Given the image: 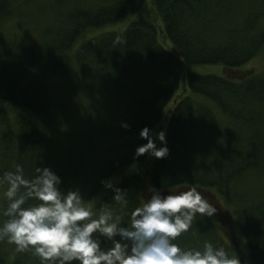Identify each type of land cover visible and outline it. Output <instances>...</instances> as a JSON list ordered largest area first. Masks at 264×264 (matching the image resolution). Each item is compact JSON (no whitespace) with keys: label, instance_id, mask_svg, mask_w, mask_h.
<instances>
[{"label":"trees","instance_id":"16d2710c","mask_svg":"<svg viewBox=\"0 0 264 264\" xmlns=\"http://www.w3.org/2000/svg\"><path fill=\"white\" fill-rule=\"evenodd\" d=\"M150 3L151 12L124 31L70 53L84 31L122 20L143 0H0V175L17 164L26 176L48 167L62 191L93 199L102 181L146 159L147 152L135 156L147 143L140 130L152 133L172 101L160 128L169 153L154 158L151 188L167 195L197 187L230 241L232 219L250 263L264 264V72L241 69L261 51L264 64V0ZM8 22L21 40L4 31ZM116 36L123 43L114 45ZM199 64H222L224 74L188 70ZM140 181L132 174L113 184L128 193L129 213L141 203ZM105 189L94 210L119 207ZM217 233L211 217H197L176 242L202 247L220 242ZM15 254L10 264H40Z\"/></svg>","mask_w":264,"mask_h":264},{"label":"clouds","instance_id":"9594fccd","mask_svg":"<svg viewBox=\"0 0 264 264\" xmlns=\"http://www.w3.org/2000/svg\"><path fill=\"white\" fill-rule=\"evenodd\" d=\"M123 43L116 36L113 44ZM122 127H127L122 123ZM147 143L135 150L164 158L169 149L165 132L150 129L139 133ZM60 177L48 167H35L31 176L17 164L0 175L4 206L0 216V241L15 245L17 252H31L40 264H241L239 258L220 242L204 241L202 247L185 248L176 242L197 220L211 217L217 208L193 186L162 195L149 188L150 198L127 212L128 193L110 181L112 202L97 211L79 189L62 191ZM128 222H125V218ZM118 237V239H117Z\"/></svg>","mask_w":264,"mask_h":264},{"label":"rangeland","instance_id":"374dc122","mask_svg":"<svg viewBox=\"0 0 264 264\" xmlns=\"http://www.w3.org/2000/svg\"><path fill=\"white\" fill-rule=\"evenodd\" d=\"M151 12V3L150 0H143L142 6L137 9L136 11L128 14L125 18H123L120 21H116L113 23H108L104 26L101 27H96V28H89L86 31H84L81 35H79L76 40L73 43L72 48L70 49V53L74 50L75 47H77L80 43L83 41L90 39L92 37H96L102 33L105 32H122L124 31L128 25L142 17H146L149 13ZM261 23L264 24V17L261 19ZM14 22H8L6 26H4V31H6L9 34L18 39L21 40L23 38V34L17 35L13 32V28L15 27ZM19 34V33H18ZM164 45L167 47H170L171 44L168 40L164 41ZM262 54L263 51L259 52L256 54L252 59H250L247 63H245L243 66H241V69H254L257 72H264V64H263V59H262ZM189 71L192 72H197L201 74H214V75H219L222 76L224 74L223 71V65L222 64H199V65H193L189 69ZM95 93L99 94L100 98L103 97V92L101 90L95 91ZM196 100L201 101L200 98H195ZM208 103L211 105V107L215 110V104L210 102L208 100ZM173 106V102L170 101L164 108L163 110V117H161L160 121L156 125V128L152 131V136L154 139V142L156 143V146H159V140L155 138V134L160 130V128H164L167 125V120L164 118V114L170 110ZM216 113L220 114V112L216 111ZM10 115H12V112H9ZM58 154V153H57ZM155 157L151 155H147L146 159L141 162V163H136V164H130L122 167L119 171L114 173L107 181H110L112 184L116 185L118 184L124 177L132 174H138L141 177L140 181V195H141V201L142 198L148 199L149 195V188L151 187L150 179H149V170L151 168V165L153 163ZM106 193L105 187H102L100 191L97 193L96 197L93 199H90V203L92 205L95 204V201L97 198L103 196ZM2 202H3V189L0 188V209L2 207ZM211 218L214 220L215 224L217 225V231H218V237L220 239V243L226 245L230 251H232L241 261V264H251L247 255V248L244 242L243 237L241 234L238 232V229L234 223V221L231 219L230 220V229H231V237L234 240V244L230 241V238L225 232L224 227L220 222H217L215 219V216H211ZM5 219L3 216H0V222ZM15 245L6 242V244L3 243V241H0V258L5 260L6 264H10L13 262L16 254H15ZM17 252V251H16ZM25 254L28 258L30 257H36L33 255L30 251L25 252Z\"/></svg>","mask_w":264,"mask_h":264}]
</instances>
